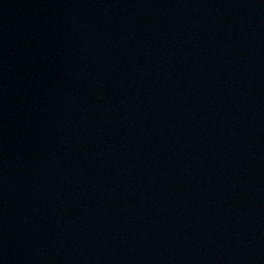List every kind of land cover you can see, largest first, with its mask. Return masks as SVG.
Instances as JSON below:
<instances>
[{"label": "water", "instance_id": "1", "mask_svg": "<svg viewBox=\"0 0 264 264\" xmlns=\"http://www.w3.org/2000/svg\"><path fill=\"white\" fill-rule=\"evenodd\" d=\"M0 264H264V0H0Z\"/></svg>", "mask_w": 264, "mask_h": 264}]
</instances>
